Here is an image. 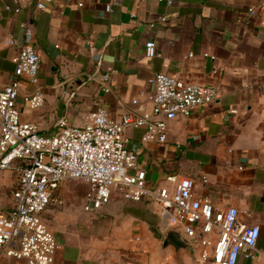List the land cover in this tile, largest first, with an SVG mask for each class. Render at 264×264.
Here are the masks:
<instances>
[{
	"label": "crops",
	"instance_id": "0c3cea01",
	"mask_svg": "<svg viewBox=\"0 0 264 264\" xmlns=\"http://www.w3.org/2000/svg\"><path fill=\"white\" fill-rule=\"evenodd\" d=\"M36 1L0 0V89L15 70L23 23L41 56L39 83L21 78L23 120L51 134L62 118L86 122L97 100L116 117L148 108L156 72L214 85L213 102L169 121L166 141L143 140L139 126L128 130L129 146L149 184H165L171 173L192 177L198 195L237 206L239 224L258 223L257 245L238 264H264V0H51L44 9ZM148 40L157 44L154 56ZM103 72L111 74L110 91L101 89ZM36 87L45 99L30 107L23 96ZM17 180L0 169V213L13 208ZM89 189L66 179L43 212L58 243L55 264H204L194 250L163 247L175 226L153 199L114 192L87 210ZM9 263L23 260L0 247V264Z\"/></svg>",
	"mask_w": 264,
	"mask_h": 264
},
{
	"label": "built area",
	"instance_id": "2783aa9c",
	"mask_svg": "<svg viewBox=\"0 0 264 264\" xmlns=\"http://www.w3.org/2000/svg\"><path fill=\"white\" fill-rule=\"evenodd\" d=\"M50 1L37 0L35 6L44 9ZM250 12L256 8L252 6ZM23 27L25 39L14 57L15 70L0 89V169L18 174L13 208L0 213V247L7 256L23 264H55L58 243L43 212L63 181L71 178L90 184L87 210L100 208L114 192L124 199H153L161 214L183 229L204 264H238L245 250L256 247L261 227L239 224L237 206L222 207L198 195L196 181L189 176L171 173L165 184H149L146 168L138 166V153L129 146L128 130L139 126L146 127L143 140L166 141L169 121L213 102L218 93L214 85L156 72L149 79L154 92L148 108L130 109L116 117L97 100L86 122L70 124L62 118L54 132L45 134L34 122L23 120L18 105L21 78L38 84L41 62L30 41L33 28L27 22ZM156 45L155 40L146 42L147 55L157 53ZM100 78L101 89L110 91L111 74L103 72ZM23 98L30 107H38L45 96L36 87ZM133 102L138 103V98ZM203 180L208 181L206 176Z\"/></svg>",
	"mask_w": 264,
	"mask_h": 264
},
{
	"label": "water",
	"instance_id": "95a60500",
	"mask_svg": "<svg viewBox=\"0 0 264 264\" xmlns=\"http://www.w3.org/2000/svg\"><path fill=\"white\" fill-rule=\"evenodd\" d=\"M174 246L177 251L180 249L193 251V245L190 238L184 233L181 227H172L166 234L163 247Z\"/></svg>",
	"mask_w": 264,
	"mask_h": 264
}]
</instances>
